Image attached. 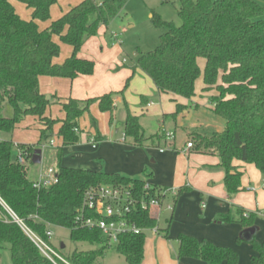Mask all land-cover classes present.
Wrapping results in <instances>:
<instances>
[{
	"label": "trees",
	"instance_id": "16d2710c",
	"mask_svg": "<svg viewBox=\"0 0 264 264\" xmlns=\"http://www.w3.org/2000/svg\"><path fill=\"white\" fill-rule=\"evenodd\" d=\"M10 1L0 0V135L12 134L27 117L37 118L43 126L40 141L36 145L16 146L17 150L32 156L40 149L42 141H48L57 123L45 116L52 98L47 101L40 93L39 78L74 80L92 75L94 63L80 59V51L101 28L119 16L128 0H84L45 30H39L37 22L50 20V9L58 0H16L31 10L28 22L19 18ZM177 17L181 22L178 27L153 17L155 27L165 32L154 51L138 57L131 77L139 69L158 93L185 100L195 97V83L199 78L205 90H216L217 95L209 99V104L213 113L225 122L223 131L210 136L191 135L189 141L191 150L219 159L224 188L231 197L241 190V173L232 166L233 161L253 165L264 178V7L256 0H180ZM54 37L72 50L61 65L53 63L60 54ZM198 60L204 61L203 70ZM128 82L117 93L84 101H57L65 118L57 133L61 140L56 152L57 183L48 188H33V182L27 177V164L31 161L27 159L26 165L17 164L16 157L12 156L11 141H0V251L9 253L11 264L64 263L44 256L7 209L31 233L47 243L45 233L47 227H51L67 230L73 244L97 246V250H75L70 256L61 255L67 264H102L108 249L122 256L126 264L142 262L146 233L122 235L117 245L109 248L99 232L78 228L74 220L88 189L122 186L131 190L139 201L145 194L143 187L147 176L130 179L119 174L60 165L63 149L77 145L83 134L78 120L89 114L92 105H97L100 113L109 115L111 123L114 98L123 96ZM6 107L10 109L9 117L3 116ZM125 112L124 141L142 147L147 139L139 118L132 116L127 106ZM90 125L96 128L92 116ZM99 140L101 136L93 141ZM162 191L151 186L148 194L160 200ZM238 217V223L244 227H250L254 220L242 210ZM131 220L145 231L157 227L154 211L136 207ZM219 221L230 223L231 217L220 215ZM167 231L162 230L166 239ZM176 241L178 259L200 260L204 264H238L237 253L229 248L185 235H179ZM248 243L255 252L250 264H264V244L253 237Z\"/></svg>",
	"mask_w": 264,
	"mask_h": 264
},
{
	"label": "crops",
	"instance_id": "0c3cea01",
	"mask_svg": "<svg viewBox=\"0 0 264 264\" xmlns=\"http://www.w3.org/2000/svg\"><path fill=\"white\" fill-rule=\"evenodd\" d=\"M67 6L65 14L71 9L69 5ZM104 28L106 27L101 28L99 32ZM90 40L85 43L84 48ZM78 57L86 59L82 50ZM107 57L108 52L100 58ZM53 63L62 64L55 61ZM198 66L203 70L204 61L198 60ZM105 69L90 76H79L74 80L40 77L39 91L60 103L68 99L84 101L97 98L115 90L111 89L112 85L117 84L119 87L121 84L122 75H113L108 65ZM118 71L119 69L115 73ZM157 95L160 99L159 104L149 101V95L141 94L138 102L141 109L139 113L131 114L129 111L132 116L139 118V124L147 139L144 145L135 147L124 141L123 133L119 144H110L106 141L109 132L98 135L101 136L99 141L102 142L99 146L93 141L95 138L88 136L87 147L90 145L97 160L90 159L86 162L85 167L88 169L85 170L119 174L130 179H142L147 176V183L167 192L162 207L154 211L157 218L156 230L159 232H146L151 234L145 239L140 264H204L200 260L178 259L176 239L179 235L229 248L237 253L238 264H250L255 252L248 240L253 237L258 243L264 244V178L253 165L233 161L232 166L241 173V190L229 197L224 188V173L219 168V159L214 155L198 154L186 149L191 135L210 136L223 131L225 126L216 119L217 116L209 104V99L217 95L216 90H205L202 78H199L195 83V97L191 100L163 93ZM90 108L98 110L97 105ZM145 113L157 118L159 126L158 130L149 135L145 133L141 124V118ZM123 116L124 129L126 112ZM109 118L108 115V126H111L112 121L110 123ZM204 129L212 130V133L202 132ZM115 132L118 133V130ZM162 132L173 133V139L167 140ZM0 136L2 141L8 140L5 137L8 135ZM58 148L59 146L55 148L56 152ZM246 173L250 177L245 178ZM167 206H171L172 209L168 210ZM239 210L254 217L250 227L238 223ZM227 214L231 217V222L222 224L219 221L220 215ZM165 229H168L166 233L168 239L162 232Z\"/></svg>",
	"mask_w": 264,
	"mask_h": 264
},
{
	"label": "rangeland",
	"instance_id": "374dc122",
	"mask_svg": "<svg viewBox=\"0 0 264 264\" xmlns=\"http://www.w3.org/2000/svg\"><path fill=\"white\" fill-rule=\"evenodd\" d=\"M81 1L84 0H61L52 7L49 21L37 22L39 30H45L51 23L59 20L65 14L67 5L72 8L80 4ZM256 1L264 7L263 0ZM179 2L180 0H168L167 2L165 0H128L119 16L113 19L104 30L90 40L85 48L83 47L82 54L86 58L84 60L94 63L93 73H97L102 69L106 70L105 68L108 65L113 75H122L120 86L117 87V84L111 86V89H115L112 91L113 93L121 91L126 82L128 80L129 82L123 92V96L114 98L116 109L113 114L111 126H108L107 114H101L97 109L93 110L92 108L89 109V114H84L78 120V126L83 131V134L79 136L76 147L62 151V158L60 160L62 167L88 169L85 167V163L90 159L97 160L92 154L90 145L87 147V144H89L87 141L88 136L96 138L98 135H105V133L109 132L106 141L110 144H119L121 134L123 133L124 108L127 106L131 114L133 112L139 113L141 109L138 102L141 94L149 95V101H152L154 104L160 103L158 93H156L151 80L139 69H136L131 77V70L135 67L136 61L141 54L152 52L157 48L160 42V36L165 32L163 29L155 27L153 17H158L164 22H171L176 27L180 26L181 22L177 17ZM10 3L22 21L28 22L31 20L30 9L16 0H11ZM53 40L60 48V54L54 61L64 63L70 57L72 50L69 46L62 44L57 37H54ZM106 52H108L107 59H101L100 57ZM117 69L119 71L115 73ZM47 97L49 95L45 96V98ZM9 115L10 109L6 107L3 116L9 117ZM45 116L46 118L57 121V123L54 125L48 141L41 142V163L39 165L27 164V177L30 181H37L40 174L45 173L49 167L54 170L57 169L58 161L55 157V148L58 146L61 147V140L57 133L60 122L64 120L65 115L61 111V106L57 104V100L54 98L51 100V105L47 108ZM91 116L95 119L96 128H92L90 125ZM156 119L149 113H145V116L141 118V124L147 135L158 130L159 126ZM216 119L225 126V122L221 118L217 117ZM42 129L43 126L39 123L38 119L27 117L12 134L5 136L13 144L12 156L14 158L17 156V144L27 146L36 145L40 141V131ZM116 130H118V133L115 132ZM201 131L206 134L212 133V130L208 129ZM1 137L0 141H2ZM50 141H53L54 148L49 146ZM101 143V141H98L95 144L99 146ZM247 177H250V175L246 173L245 178ZM161 223L162 220L160 221ZM51 230L53 233V246L65 257L70 256L75 250L79 252L98 249L97 246L71 243L67 230L60 228H52ZM150 234L147 233L146 237L150 236ZM61 245L64 246L63 249H61ZM101 263L126 264L124 258L118 255L113 249L106 250ZM0 264H11L7 251H0Z\"/></svg>",
	"mask_w": 264,
	"mask_h": 264
},
{
	"label": "built area",
	"instance_id": "2783aa9c",
	"mask_svg": "<svg viewBox=\"0 0 264 264\" xmlns=\"http://www.w3.org/2000/svg\"><path fill=\"white\" fill-rule=\"evenodd\" d=\"M167 140H172L174 135L170 132H162ZM50 147H54L53 141L49 142ZM191 142H187L186 149H191ZM32 156L17 150L16 162L19 165H26L27 159L31 161ZM57 183L56 171L48 168L45 173L40 174L37 181H33V188L39 190L48 188ZM151 185L146 182L143 187L144 195L138 201L133 197L132 191L122 186H104L99 188H90L85 192L84 202L81 210L75 217V224L78 228L86 229L90 232H99L106 240L109 248H114L122 235H140L146 233L135 221L131 220L132 210L139 207L143 211H155L162 207L165 194L161 192V199L157 200L150 197L148 192ZM7 209V208H6ZM171 210V206H167ZM15 223L19 224L31 240L36 244L40 252L53 260L55 258L60 262L67 264L60 251H57L52 244V228L47 227L46 237L49 243L41 240L31 233L21 221H19L8 209ZM157 219V218H156ZM150 231H156V228Z\"/></svg>",
	"mask_w": 264,
	"mask_h": 264
},
{
	"label": "water",
	"instance_id": "95a60500",
	"mask_svg": "<svg viewBox=\"0 0 264 264\" xmlns=\"http://www.w3.org/2000/svg\"><path fill=\"white\" fill-rule=\"evenodd\" d=\"M46 100H49V97L46 98ZM41 154L42 151L40 149H37L33 152L32 158H31V164L32 165H39L41 163ZM64 246L61 245V249H63Z\"/></svg>",
	"mask_w": 264,
	"mask_h": 264
}]
</instances>
